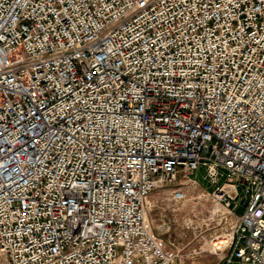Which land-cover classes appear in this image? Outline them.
I'll return each instance as SVG.
<instances>
[{"label": "built area", "instance_id": "built-area-1", "mask_svg": "<svg viewBox=\"0 0 264 264\" xmlns=\"http://www.w3.org/2000/svg\"><path fill=\"white\" fill-rule=\"evenodd\" d=\"M201 168L264 264V0H0V264H173L147 199Z\"/></svg>", "mask_w": 264, "mask_h": 264}, {"label": "rangeland", "instance_id": "rangeland-1", "mask_svg": "<svg viewBox=\"0 0 264 264\" xmlns=\"http://www.w3.org/2000/svg\"><path fill=\"white\" fill-rule=\"evenodd\" d=\"M204 175L205 171L201 168L194 176H189L195 184L179 176L177 184L182 186L186 201L178 207L172 206L168 200L171 189L153 192L147 199L148 219L153 231L175 252L173 264H238L228 260L227 251H212L208 245L212 237L224 234L225 228L210 218L214 204L207 193L215 187ZM226 177L227 173H224L218 184L223 183ZM238 191L243 197L241 189ZM244 202V198L241 199V203ZM243 211L242 205L237 214L241 215Z\"/></svg>", "mask_w": 264, "mask_h": 264}, {"label": "bare ground", "instance_id": "bare-ground-1", "mask_svg": "<svg viewBox=\"0 0 264 264\" xmlns=\"http://www.w3.org/2000/svg\"><path fill=\"white\" fill-rule=\"evenodd\" d=\"M208 245L212 248V251H222L226 245V240L220 237L212 240V242H208Z\"/></svg>", "mask_w": 264, "mask_h": 264}]
</instances>
